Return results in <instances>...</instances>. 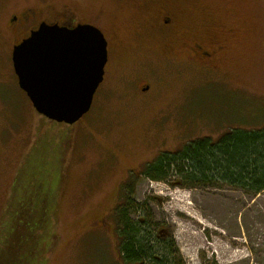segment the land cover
I'll return each instance as SVG.
<instances>
[{
  "label": "rangeland",
  "instance_id": "rangeland-1",
  "mask_svg": "<svg viewBox=\"0 0 264 264\" xmlns=\"http://www.w3.org/2000/svg\"><path fill=\"white\" fill-rule=\"evenodd\" d=\"M46 7L70 10L110 43L106 79L74 125L40 115L13 66L10 20ZM167 13L170 29L160 24ZM262 128L264 0H0V241L27 190L52 203L43 239L20 217L21 240L0 264L25 254L35 264H124L115 223L124 184H134L130 218L169 230L178 264H264V192L144 174L190 142Z\"/></svg>",
  "mask_w": 264,
  "mask_h": 264
},
{
  "label": "trees",
  "instance_id": "trees-1",
  "mask_svg": "<svg viewBox=\"0 0 264 264\" xmlns=\"http://www.w3.org/2000/svg\"><path fill=\"white\" fill-rule=\"evenodd\" d=\"M144 170L145 176L158 181L177 176L182 182L196 186L216 187L219 185L217 183H226L225 185L248 193L260 194L264 192V128L236 129L215 141L203 138L190 142L176 152L161 154L153 163L146 165ZM133 187L134 184H124L122 197L126 202L124 206H118L115 212L120 240L119 253L124 264H178L175 244L169 230L159 228L158 231H152L147 219L130 218L129 193L133 191ZM38 195L35 191L27 190L26 197L23 195L25 199L18 201V206L11 210L12 219L4 225L6 227L0 241V254L5 251L7 254L12 253L18 239L21 240L18 229L21 226L20 217H26V222L33 226L32 238L43 239L46 230L43 223L50 221L48 217L51 216L52 203L43 201L41 197L36 198ZM23 242L27 246L32 240L25 239ZM39 246V254L44 253L41 251L45 244L39 241L37 247ZM48 248L50 249V244ZM27 250L30 249H19L22 253H27ZM42 259L38 258L39 262L36 264ZM26 261L28 264H35L30 262L27 254L23 256L22 264H26Z\"/></svg>",
  "mask_w": 264,
  "mask_h": 264
},
{
  "label": "water",
  "instance_id": "water-1",
  "mask_svg": "<svg viewBox=\"0 0 264 264\" xmlns=\"http://www.w3.org/2000/svg\"><path fill=\"white\" fill-rule=\"evenodd\" d=\"M12 61L34 109L51 121L74 125L90 112L104 81L108 43L92 25L42 24L14 47ZM68 99L74 103L66 104Z\"/></svg>",
  "mask_w": 264,
  "mask_h": 264
},
{
  "label": "flooded vegetation",
  "instance_id": "flooded-vegetation-1",
  "mask_svg": "<svg viewBox=\"0 0 264 264\" xmlns=\"http://www.w3.org/2000/svg\"><path fill=\"white\" fill-rule=\"evenodd\" d=\"M75 17L76 15L68 9L63 12L51 7H46L44 9L27 8L12 17L10 20V28L18 34L19 43L17 45H19L24 40L28 39L34 31L38 30L42 24L59 25L68 28H74L78 25H92L89 21H80ZM172 20V15L167 13V15L160 20L161 28L170 29ZM106 40L108 43V63L105 67L104 81L106 79L107 67L110 62V43L108 38H106ZM195 52L204 58H210L212 55L210 52L203 50L202 46L199 44L195 45Z\"/></svg>",
  "mask_w": 264,
  "mask_h": 264
},
{
  "label": "snow or ice",
  "instance_id": "snow-or-ice-1",
  "mask_svg": "<svg viewBox=\"0 0 264 264\" xmlns=\"http://www.w3.org/2000/svg\"><path fill=\"white\" fill-rule=\"evenodd\" d=\"M21 55H22V56H23V55H26V53H23V52H22ZM64 102H65L66 104H69V105L72 104V103H74V101L71 100V99L65 100Z\"/></svg>",
  "mask_w": 264,
  "mask_h": 264
}]
</instances>
